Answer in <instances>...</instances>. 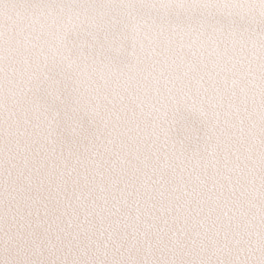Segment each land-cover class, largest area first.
I'll list each match as a JSON object with an SVG mask.
<instances>
[{
    "label": "snow or ice",
    "instance_id": "6c2138e0",
    "mask_svg": "<svg viewBox=\"0 0 264 264\" xmlns=\"http://www.w3.org/2000/svg\"><path fill=\"white\" fill-rule=\"evenodd\" d=\"M0 264H264V0H0Z\"/></svg>",
    "mask_w": 264,
    "mask_h": 264
}]
</instances>
